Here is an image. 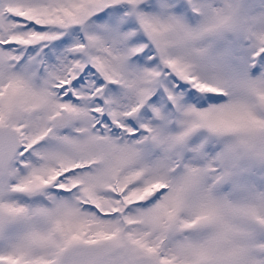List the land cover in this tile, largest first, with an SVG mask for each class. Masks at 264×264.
Segmentation results:
<instances>
[{"label":"snow or ice","instance_id":"obj_1","mask_svg":"<svg viewBox=\"0 0 264 264\" xmlns=\"http://www.w3.org/2000/svg\"><path fill=\"white\" fill-rule=\"evenodd\" d=\"M0 264H264V0H0Z\"/></svg>","mask_w":264,"mask_h":264}]
</instances>
